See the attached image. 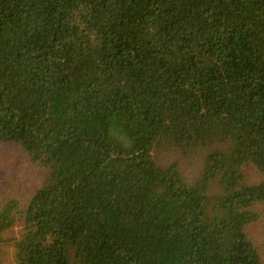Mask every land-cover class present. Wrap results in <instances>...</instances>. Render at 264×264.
<instances>
[{"label":"trees","instance_id":"1","mask_svg":"<svg viewBox=\"0 0 264 264\" xmlns=\"http://www.w3.org/2000/svg\"><path fill=\"white\" fill-rule=\"evenodd\" d=\"M3 145L0 264H264V0H0Z\"/></svg>","mask_w":264,"mask_h":264},{"label":"rangeland","instance_id":"2","mask_svg":"<svg viewBox=\"0 0 264 264\" xmlns=\"http://www.w3.org/2000/svg\"><path fill=\"white\" fill-rule=\"evenodd\" d=\"M1 151L9 150L11 155L7 159H11L10 164H6L5 161L0 163V196L3 195L4 188L2 186L3 181L7 178L10 181L15 180L20 183V189L17 192L23 194L25 191L24 182L33 173L34 179L37 180L40 177L41 170L37 165L25 155L24 151L17 149L14 145H3L0 147ZM24 163V164H23ZM194 168V166H192ZM36 183H39L36 181ZM27 188H32L33 183L26 185ZM255 210L258 211L261 217L258 221L251 223L248 226V232L252 239L257 244L259 250L262 249V241L264 240V204L258 203L255 205ZM20 226L15 225L7 228L2 234L1 241V264H17L15 259V241L14 239L20 235Z\"/></svg>","mask_w":264,"mask_h":264}]
</instances>
